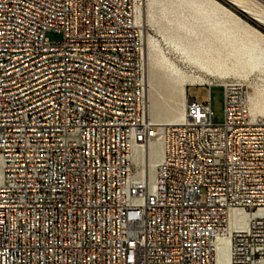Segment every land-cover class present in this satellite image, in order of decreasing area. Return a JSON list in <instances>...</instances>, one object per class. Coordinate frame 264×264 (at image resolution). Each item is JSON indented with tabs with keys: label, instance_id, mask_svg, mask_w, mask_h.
<instances>
[{
	"label": "built area",
	"instance_id": "built-area-1",
	"mask_svg": "<svg viewBox=\"0 0 264 264\" xmlns=\"http://www.w3.org/2000/svg\"><path fill=\"white\" fill-rule=\"evenodd\" d=\"M135 5L0 0V264H215L220 237L230 264H264V122L247 86H213L221 124L209 95H186L178 125L151 121ZM153 139L149 184L132 151Z\"/></svg>",
	"mask_w": 264,
	"mask_h": 264
},
{
	"label": "bare ground",
	"instance_id": "bare-ground-1",
	"mask_svg": "<svg viewBox=\"0 0 264 264\" xmlns=\"http://www.w3.org/2000/svg\"><path fill=\"white\" fill-rule=\"evenodd\" d=\"M220 1L264 27V0L246 3L240 0H136L135 22L142 28L146 113L151 121L163 125L180 124L184 118L188 86L213 87L230 77L247 81L253 75L264 82V34ZM156 4L162 5L161 17L174 23L171 33L162 34V41L178 55L184 66L190 67L189 70L168 58L161 50L160 41L145 32V28L151 26L157 33H162L153 14ZM161 88L165 90V99L171 102L170 109L164 114L158 111L157 98ZM247 101L252 120L264 117V84L260 88L252 84L251 91H247ZM161 155V142L157 139L132 151L135 171L149 184L154 182ZM228 224L230 228L235 224L245 228L247 217L231 212ZM215 250V264H230L228 237L218 238Z\"/></svg>",
	"mask_w": 264,
	"mask_h": 264
},
{
	"label": "rangeland",
	"instance_id": "rangeland-1",
	"mask_svg": "<svg viewBox=\"0 0 264 264\" xmlns=\"http://www.w3.org/2000/svg\"><path fill=\"white\" fill-rule=\"evenodd\" d=\"M242 2H248V0H240ZM224 6H226L228 9H230L233 13H235L238 17H240L243 21H245L247 24L252 26L253 28L257 29L261 33L264 34V27L257 24L253 20H251L248 16H246L244 13L240 12L239 10L234 9L229 4L220 1ZM161 10L162 5L156 4L153 9V14L155 19L158 21V25L161 28V34L157 33L151 26H147L145 28V32L152 36L154 39L160 41L161 43V50L162 52L170 59L174 60L182 69L189 70V66H184L182 62L179 60L178 55L175 54V52H172L170 49L167 48V46L162 41V34H169L172 32L174 23H169L165 18L161 17ZM242 16H240V15ZM168 19L171 18L170 14H167ZM47 36L51 39L59 40V37L54 34H47ZM143 69H144V54H143ZM229 80L236 81V78L230 77ZM238 81V80H237ZM240 81V80H239ZM244 83L247 86V91H251V85L256 84L259 88L263 86L264 82L262 78L257 77L256 75L251 76L247 81H240ZM217 83V82H214ZM186 95L187 98L193 99L196 102L200 103H206L208 101V95L210 96V104H211V111H212V117L211 122L214 125L221 124L223 122V95H222V89L218 87H213L210 90L206 87H188L186 89ZM159 96L157 98L158 106H159V113L164 114L167 112L171 107V102L167 99H165V90L164 88H161L159 92ZM175 99L178 101L179 98L175 96ZM257 120L264 122V117L259 116ZM1 151V150H0Z\"/></svg>",
	"mask_w": 264,
	"mask_h": 264
},
{
	"label": "trees",
	"instance_id": "trees-1",
	"mask_svg": "<svg viewBox=\"0 0 264 264\" xmlns=\"http://www.w3.org/2000/svg\"><path fill=\"white\" fill-rule=\"evenodd\" d=\"M240 15V14H239ZM240 16H242V15H240Z\"/></svg>",
	"mask_w": 264,
	"mask_h": 264
}]
</instances>
